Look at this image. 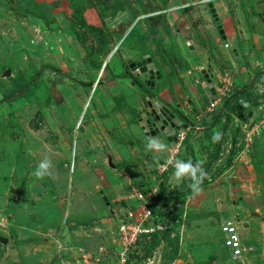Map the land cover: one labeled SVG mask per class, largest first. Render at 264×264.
Wrapping results in <instances>:
<instances>
[{"label":"rangeland","instance_id":"1","mask_svg":"<svg viewBox=\"0 0 264 264\" xmlns=\"http://www.w3.org/2000/svg\"><path fill=\"white\" fill-rule=\"evenodd\" d=\"M208 1L214 3L229 48L222 46ZM42 4L50 6V27L32 14ZM80 5L82 13L74 15L77 9L68 0H0V237L7 238L0 241V264H121L116 228L129 202L126 192L129 185L145 190L147 180L156 179L158 167L151 164L155 155L146 147L148 139L167 141L160 127L147 136L138 116L145 110L146 94L164 86L170 90V85L165 76L155 78V86L146 84L145 75L127 64L152 51L153 45L139 35L153 23L159 25L160 15L172 28L163 35V48L175 46L191 56L188 47L200 48L202 42L210 46L205 68L215 72L220 64L233 84L241 86L264 69V0H82ZM81 18L109 32L104 52H92L97 46L89 36L81 43L72 33L70 22ZM225 52L230 62L220 56ZM175 57L170 55L173 61ZM104 61L105 67L98 69ZM6 68L10 76L30 81L28 95L8 100L12 85L9 77L1 76ZM193 73L199 76L197 69ZM193 87L191 97L198 98L193 105L201 110L207 89L198 82ZM170 106L183 115V124H198L183 104ZM207 116L213 112L204 120H210ZM234 123L222 157L206 177L223 163ZM240 131L239 150L228 169L184 202L177 234L185 254L168 259L163 243L138 260L142 251L135 245L128 254L133 264H264V102L248 112ZM217 134L218 139L220 128L189 138L199 161L208 159ZM108 155L115 168L108 165ZM45 157L51 159L53 175L38 179L33 173ZM233 215L241 218L243 246L234 259L218 232L222 219ZM89 219L97 221L70 228Z\"/></svg>","mask_w":264,"mask_h":264},{"label":"trees","instance_id":"2","mask_svg":"<svg viewBox=\"0 0 264 264\" xmlns=\"http://www.w3.org/2000/svg\"><path fill=\"white\" fill-rule=\"evenodd\" d=\"M80 2H82V0H68V3L73 8V10L75 11L77 9L75 11L77 14L74 15H80L82 13L83 8L81 7ZM42 7H37L36 10H32V14L35 16V18L44 22L47 27H50V20L54 21V18L50 13V6L42 4ZM16 13L20 14L19 11H17ZM138 20L139 19L135 20V22L133 23V27L137 25ZM69 28L81 43H85L89 36V38H91L92 41L96 43L95 47H97L94 51H92L95 53L104 52L103 49L108 45L109 39L111 40L109 32H107L103 27L88 23L87 21L83 20V18L78 19L77 21L70 22ZM171 32L172 28L169 25L166 16L162 14L159 17V25L153 23L149 26L148 32L141 33L140 31L139 35L142 41L148 42V44L153 45L152 51L148 54L152 57L157 66H162L163 72L160 71V74L162 75V77L165 76V78L169 81L172 80L174 75L186 70V68H188L189 66L185 59H181L179 57L178 52H180V50L175 46H171L169 49L163 48V35L170 34ZM177 50L179 51L177 52ZM171 54H176L175 61L170 59ZM90 62L92 66L93 60L90 59ZM101 65L102 63L97 64L96 66L98 67V69H100ZM217 66L219 67V69H223L222 65L218 64ZM125 68L127 69L126 66ZM128 72L129 70L127 71V73ZM131 77L133 78L134 82H137L133 75H131ZM263 78L264 69H260L253 77L248 78L249 81H247L246 84H243L242 86L238 83L233 84L230 93L225 97V99H223L222 104L213 111V116L210 119L212 120L211 125H209L206 119L204 120V117L201 122H199V124H201L202 126H206L202 131L203 135L208 136V134L212 133V128L215 125H217V130L220 128L221 133L219 138L214 142V147H212V149H208L210 150V152H207L208 159L202 164L203 168L208 173V171H210L222 157V146L223 143L227 140L229 126L231 125V123H234L236 121L230 135L229 149L223 157V163H221V165H219L215 169V171L210 173L208 177H205L201 187L211 183L219 174L226 171L231 165L235 154L239 150L238 138L241 134L240 122L246 118V115L251 109H253L254 107H258L261 102H264V94L257 93V91L255 90V85L253 83L256 79L262 80ZM23 79L24 77L21 75H18L17 77H9L12 88L9 89L6 93V95L8 96V100L15 99L17 96H26L29 94L31 90V87L29 86L30 81L27 82ZM171 86L172 85L170 84V87ZM168 104L170 103L168 102ZM220 123L221 125H219ZM196 131L197 130L194 127H192L188 131L187 136L184 139V142L177 154V158L179 160H191L194 163L199 161V159L196 158L193 154L194 147H192L189 140V138H191V136H193V133H196ZM168 173H170V171L166 172L163 175L164 179L161 180L157 196L151 205L154 223L162 222L168 225L163 230H156L150 234L143 233L140 235V237L138 238V243L136 245L140 246L142 256L138 257V260L150 256L152 252H154V250L163 243L165 244V251L163 256H165L166 258L173 259L175 258V256L185 254V252L182 251L183 249H181L180 251L179 236L177 234V231L179 223L178 219L180 218V215L184 210V202L188 198V196L193 193L192 190L188 187L191 181L188 179H184L179 182L177 180L171 182L168 180ZM96 221L89 219L82 222H77L70 225V228L78 229L81 227L91 226ZM173 232H176L175 235H172ZM218 232L221 237L220 241L223 245L224 238L220 227ZM223 247L226 248L224 249L226 250V253L229 257V251L227 247L224 245ZM126 264H133L131 255L128 257Z\"/></svg>","mask_w":264,"mask_h":264},{"label":"built area","instance_id":"3","mask_svg":"<svg viewBox=\"0 0 264 264\" xmlns=\"http://www.w3.org/2000/svg\"><path fill=\"white\" fill-rule=\"evenodd\" d=\"M224 45L227 46L228 44L224 43ZM207 73L212 86H204L207 89L206 93L208 99L203 109L200 110L199 115H193L197 121L210 112H213L222 104L223 99H225L230 93L234 83L231 75L226 69H219L215 72L208 69ZM195 81L198 82V79ZM203 81L204 82L202 83H206V80ZM255 90L259 94H264V78L255 84ZM259 124H261V122H259ZM191 127H193L192 124L188 126L185 125L182 129L176 127V130L173 133L175 141L172 145L170 144L168 146L166 159L158 165L156 179L154 178V181L151 180L152 183L148 185L147 189L144 190L129 185L130 189L126 192L125 197L129 199V202L122 207L116 228L117 239L121 243V248L117 252L121 264H125L131 247H134L138 243V238L141 234H150L156 230H163L166 227L163 223H154L151 205L157 196L160 182L164 178L163 175L170 171V173H168V180L170 181V179L174 177L175 168L173 164L175 161H181L177 158V154L186 138L187 131ZM195 128L201 130L200 126ZM253 129L254 127L251 128V130ZM188 161L189 160L184 162ZM193 164L195 163L193 162ZM238 223L239 221L236 217L232 216L231 218L224 220L221 225L224 244L230 250V254L233 258L240 257L243 248L241 244V231L238 227ZM83 256L85 257V255ZM95 260H97V258H95Z\"/></svg>","mask_w":264,"mask_h":264},{"label":"crops","instance_id":"4","mask_svg":"<svg viewBox=\"0 0 264 264\" xmlns=\"http://www.w3.org/2000/svg\"><path fill=\"white\" fill-rule=\"evenodd\" d=\"M226 36V35H225ZM188 38H190V37H188ZM188 41H190L189 39H188ZM202 43V42H201ZM198 44L199 46L198 47H200V48H197V47H195V46H189L188 47V50H189V52L191 53V54H193V55H191V56H189V55H186V53L185 52H183V49H179L180 50V53H181V55L182 56H184L185 57V59L187 60V62H188V65H190V68H186V70H184V71H181V73H178V74H176V75H174V77L172 78V80L171 81H169V80H167L166 78H165V80H167V84H171L172 86L170 87V90H167L166 89V86H164V87H162L161 89H159L157 92H155L153 95H145L144 96V98H146L147 99V104H146V107H145V110L144 111H142V113L144 112V113H146L148 110H149V107H148V103H150V100H156V101H161V102H165V103H170V105L171 104H173V103H175L176 102V104L177 105H182L183 104V106H185L187 109H188V111L190 112V114L191 115H199V113H200V109H199V107H197V106H195L194 107V103H193V101L192 100H194V98H192L191 96H193L194 95V93H195V89H194V87H193V82H196L195 80L196 79H198V83L199 84H202V86L204 87V85H205V83H202V82H204L202 79H201V76H200V74H201V70H200V67H206V63H203V61L205 62V61H207V60H209L210 58H209V56L207 55L208 54V51L210 50V46H208V48L207 47H205V46H203V44ZM224 43H228L229 44V40L225 37V38H223V48H229L230 47V44L229 45H227V46H225L224 45ZM221 47V46H220ZM235 50V49H234ZM193 51H195V54L194 53H192ZM210 53V52H209ZM236 54H235V57L236 58H238L239 57V52H235ZM221 54V53H220ZM141 55H143V54H141ZM225 61H227V62H230V61H228V52H225L223 55H220ZM193 60H195V62L193 63V62H191V61H193ZM238 60V59H237ZM190 62V63H189ZM211 63V62H210ZM214 65V64H213ZM157 66V65H156ZM207 66H209V64L207 65ZM189 67V66H188ZM157 69H158V71H159V76H158V78L160 77H162V75L160 74V71H162L163 72V68H162V66L160 65V66H157ZM196 69L198 70V73H199V76L198 77H195L194 78V73H193V75H191V73L192 72H195L196 71ZM165 72V71H164ZM201 79V80H200ZM199 81H201V82H199ZM156 85V80H155V82H154V86ZM207 91V90H206ZM149 94H151V92H149ZM200 99V98H199ZM198 100V98L197 99H195L194 101H197ZM149 101V102H148ZM205 102H206V100L204 101V105H202V108L205 106ZM169 105V106H170ZM173 108V107H172ZM201 108V109H202ZM142 113H140V115L139 116H143L144 115V113H143V115H141ZM139 116H138V118H139ZM192 117V116H191ZM209 119H211V116H207ZM206 117V118H207ZM205 118V117H204ZM203 118H201V120H202ZM201 120H199L198 121V125L196 124V125H194L193 127L195 128V127H197V126H200L201 124H199V122H201ZM208 120V119H207ZM206 120V121H207ZM139 121V120H138ZM209 121V120H208ZM197 123V122H196ZM209 123V122H208ZM139 125L141 126V128H142V125H141V123H140V121H139ZM205 127L206 126H200V129L201 130H199V129H196L197 131V133L199 132V131H203L204 129H205ZM213 130L215 129H217V125H215V126H213V128H212ZM147 136H149V134H151V133H148L147 132ZM195 133H193V135H194ZM151 135H153V134H151ZM202 137H203V132H202ZM158 140H159V138H157ZM160 141V140H159ZM161 142H163V144H165L166 145V149L165 150H163V151H161V150H159V149H157V148H155V147H153V149H151V150H154V152L152 153V155H155V157L153 158V162H151V164L153 165V167L155 168V167H158V165L162 162V161H164L165 159H166V156H167V152H168V146L170 145L169 143H167V141H161ZM144 161V164L146 163V161L145 160H143ZM155 164H157V165H155ZM132 166H134L135 167V169H137L136 168V166L135 165H131V167ZM139 167H141V166H138V168ZM133 168V167H132ZM134 169V168H133ZM140 170H142V167L140 168ZM155 176H156V174H154ZM150 176V177H149ZM148 178H154V177H152L151 176V174H148ZM147 183H150V181H148L147 180Z\"/></svg>","mask_w":264,"mask_h":264},{"label":"water","instance_id":"5","mask_svg":"<svg viewBox=\"0 0 264 264\" xmlns=\"http://www.w3.org/2000/svg\"><path fill=\"white\" fill-rule=\"evenodd\" d=\"M207 7L209 8L212 16L217 17V11L212 1H208ZM216 24L219 30L218 33L222 35V38H225L224 31L221 28L219 21H217ZM103 65L104 64H102V67ZM128 67L131 69H138L140 73L145 74L146 84L154 85V80H153L154 77L159 76V71L157 69L156 63L153 61L152 57L148 53L144 54L140 60L130 62L128 64ZM201 73L206 79L205 85L211 87L212 84L210 82V78L208 77V73L206 72V70L202 68ZM10 75H11L10 68H6L1 74L2 77H10ZM154 103H155L154 107L151 108L146 113H144L143 115V120H142L143 123L141 124L142 128L145 131H150L151 134H156L159 132V127H160L164 135L166 136L167 141L170 142V144L172 145L173 142L175 141V136H173V133L176 130V127L182 129L186 124H183L179 118L181 115L180 111L179 110L174 111L172 106H169L170 104H165L160 101H156ZM149 105H151V102L149 103ZM107 160H108V165L112 168H115V164L112 162L111 156L108 155ZM103 200L108 205L106 196H103ZM251 215L258 216V213L251 212ZM243 226L247 227L248 222H244ZM0 241L6 243L7 238L1 236Z\"/></svg>","mask_w":264,"mask_h":264},{"label":"clouds","instance_id":"6","mask_svg":"<svg viewBox=\"0 0 264 264\" xmlns=\"http://www.w3.org/2000/svg\"><path fill=\"white\" fill-rule=\"evenodd\" d=\"M146 54V53H145ZM144 55V54H143ZM143 55H141V58H142V56ZM140 58V59H141ZM139 59V60H140ZM136 61H138V60H136ZM130 63V62H129ZM129 63H127V64H129ZM102 64H104L103 65V68L105 67V61L102 63ZM205 69L206 70V72H207V69L206 68H204V67H200V70L201 69ZM102 69V65H101V67H100V70ZM138 70V69H137ZM139 72V71H138ZM140 73V72H139ZM145 75V74H144ZM201 75H202V73H201ZM155 78H158V77H154V79ZM146 79V78H145ZM153 79V80H154ZM202 80H206L204 77L203 78H201ZM200 79V80H201ZM154 101L156 102V100H150V102H151V105H149V103H148V107H149V110L151 109V108H153L154 107ZM149 102V101H148ZM161 102V101H160ZM162 103H165V102H162ZM165 104H168V103H165ZM148 110V111H149ZM205 117V116H204ZM203 118V117H202ZM138 120L140 121V123L142 124L143 122H142V120H143V116H139V118H138ZM201 120V119H200ZM144 130V129H143ZM190 130V129H189ZM145 131V130H144ZM146 132H150V131H146ZM188 132V131H187ZM218 135L219 134H217L216 136H214L213 137V140H216L217 139V137H218ZM187 136V135H186ZM184 142V141H183ZM169 144H170V142H168ZM146 147L149 149V150H151V149H153V147H155V148H157V149H159V150H161V151H163V150H165L166 149V145L165 144H163V142H161V141H159L158 139H156V138H149L148 139V143H147V145H146ZM202 163L203 162H201V161H198V162H195V164H193V162L191 161V160H189L188 162H184V161H175L174 162V164H173V166H174V168H175V171H174V177L176 178V180L179 182V181H182V180H184V179H188V180H190L191 181V183L188 185V187L192 190V192L193 193H196V194H198L200 191H202V188H201V185H202V183H203V180L205 179V177L207 176V172L205 171V169L203 168V166H202ZM53 164H52V162H51V159L50 158H48V157H45L44 159H42L41 161H40V163H39V165L37 166V168H36V170H35V172L33 173V175L34 176H36L38 179H43V178H45L46 176L47 177H50V176H52L53 175V171H52V169H53ZM152 182L150 181V184H151ZM150 184H148L147 183V186L148 185H150ZM144 185V184H143ZM135 187H139L140 188V186H135ZM129 189H130V187H129ZM234 216V215H233ZM232 216H227V217H225V218H223L222 219V222L224 221V220H226V219H228V218H231ZM235 217H236V219L239 221V223H238V227H239V229H240V231H241V228H240V226H241V222H240V220H241V218L239 217V215H235ZM154 220V219H153ZM159 223V222H158ZM160 223H162V222H160ZM244 223V222H243ZM165 226H167V224H165V223H163ZM221 225H222V223L220 224V230H221ZM243 225V224H242ZM166 228V227H165ZM222 232V231H221ZM223 234V233H222ZM172 235H175V233H172ZM223 238H224V236H223ZM223 245H225L224 244V240H223ZM226 246V245H225ZM227 247V246H226ZM227 249H228V247H227ZM229 250V249H228ZM103 252H104V248H102V250H100L99 251V253H98V255H102L103 254ZM229 254H230V250H229ZM230 256H231V254H230ZM232 257V256H231ZM233 258V257H232ZM235 258H238V257H235ZM127 259H128V257H127ZM234 259V258H233ZM126 262H127V260H126ZM126 264V263H125Z\"/></svg>","mask_w":264,"mask_h":264},{"label":"flooded vegetation","instance_id":"7","mask_svg":"<svg viewBox=\"0 0 264 264\" xmlns=\"http://www.w3.org/2000/svg\"><path fill=\"white\" fill-rule=\"evenodd\" d=\"M213 18H214V24H215L216 27H217V24H216V22H217V21H216V18H217V17H213Z\"/></svg>","mask_w":264,"mask_h":264}]
</instances>
